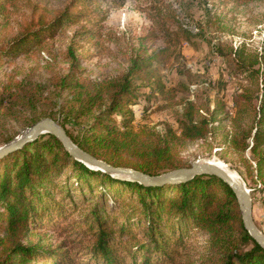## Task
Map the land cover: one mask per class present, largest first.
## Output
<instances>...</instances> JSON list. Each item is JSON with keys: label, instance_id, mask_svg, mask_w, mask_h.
Here are the masks:
<instances>
[{"label": "trees", "instance_id": "1", "mask_svg": "<svg viewBox=\"0 0 264 264\" xmlns=\"http://www.w3.org/2000/svg\"><path fill=\"white\" fill-rule=\"evenodd\" d=\"M15 1L0 0V16ZM98 1L66 0L51 20L40 19L1 47L0 59L12 60L42 37L54 36L65 22L85 18L91 11L82 8ZM142 61H134L117 80L87 89L88 102L105 96L108 103L84 131L73 134L65 124L62 127L74 144L97 159L159 175L181 166L170 129L152 134L129 127L132 106L139 102L131 76ZM248 72L261 78L260 99L255 103L243 93L236 100L234 129L227 142L239 153L249 149L264 187V71ZM198 110L202 108L186 100L183 118L177 121L181 140H206L226 117H219L222 104L209 115ZM242 115L251 119L247 129L237 124ZM61 175L66 178L60 180ZM82 207L86 211L79 217L69 216ZM46 225L57 229L64 241L56 246L25 241L31 229ZM0 232V264H188L182 249L197 232L207 236L206 255L199 264H264V249L244 228L236 196L216 176L201 174L161 185L116 178L73 158L49 133L0 157Z\"/></svg>", "mask_w": 264, "mask_h": 264}, {"label": "rangeland", "instance_id": "2", "mask_svg": "<svg viewBox=\"0 0 264 264\" xmlns=\"http://www.w3.org/2000/svg\"><path fill=\"white\" fill-rule=\"evenodd\" d=\"M65 4L16 0L0 16V48L40 19L51 20ZM86 5L83 11L91 12L85 18L65 22L54 36L42 37L12 60L0 59V147L43 118L65 124L73 134L84 131L108 103L105 96L88 102L87 91L104 80H117L142 59L131 76L139 102L132 106L129 127L152 134L170 129L181 167L208 160L224 165L249 190L253 220L264 233V187L254 158L249 149L239 153L227 142L236 100L243 93L255 103L260 99L261 78L248 70L264 71V0H99ZM186 100L202 108L198 113L203 115L222 104L219 117H226L204 141L178 137ZM250 123L247 116L238 117L241 128ZM85 211L82 207L69 216ZM64 239L46 225L31 229L25 241L56 246ZM206 241L199 232L185 240L188 264L200 263Z\"/></svg>", "mask_w": 264, "mask_h": 264}, {"label": "water", "instance_id": "3", "mask_svg": "<svg viewBox=\"0 0 264 264\" xmlns=\"http://www.w3.org/2000/svg\"><path fill=\"white\" fill-rule=\"evenodd\" d=\"M49 133L54 135L76 160L82 162L87 167L107 172L112 176H117L139 182L144 185H161L164 183L184 182L195 175H213L226 183L237 198L244 228L249 235L264 249V233L256 226L252 216V203L249 190L244 184L238 183L227 170L221 168L213 161H194L187 167H181L167 173L150 175L141 171L113 166L101 159H97L91 154L74 144L64 128L59 126L50 118H43L36 121L21 137L14 139L8 144L0 147V157L4 154L22 147L26 142H30L41 134Z\"/></svg>", "mask_w": 264, "mask_h": 264}, {"label": "bare ground", "instance_id": "4", "mask_svg": "<svg viewBox=\"0 0 264 264\" xmlns=\"http://www.w3.org/2000/svg\"><path fill=\"white\" fill-rule=\"evenodd\" d=\"M215 163H216L218 166H220L221 168L227 170L226 167H224V165H222L221 163H218V162H215ZM227 172H229V174H231V176H232V177H233L238 183L243 184V183L241 182V179L239 180V178H238L236 175H234L232 172H230V171H228V170H227Z\"/></svg>", "mask_w": 264, "mask_h": 264}]
</instances>
